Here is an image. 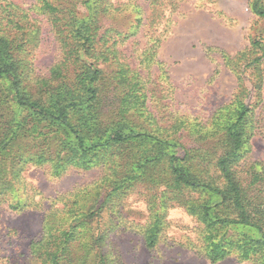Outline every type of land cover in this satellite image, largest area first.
Masks as SVG:
<instances>
[{"label": "trees", "instance_id": "obj_1", "mask_svg": "<svg viewBox=\"0 0 264 264\" xmlns=\"http://www.w3.org/2000/svg\"><path fill=\"white\" fill-rule=\"evenodd\" d=\"M146 1L148 12L136 0H35L30 7L0 0V208H42L40 192L23 177L30 166L54 177L70 168L103 172L53 201L26 264H122L112 234L132 226L153 250L177 207L198 224L184 245L212 264L232 255L264 264V168L241 165L258 101L247 103L241 74L264 64V40L254 42L260 53L238 77L234 99L208 121L168 112V105L159 111L139 70L152 68L170 31L157 36V21L170 19L184 0ZM249 7L264 18V0ZM44 27L60 59L39 76L34 61ZM140 33L149 40L134 68L125 47ZM138 188L149 211L142 225L121 208Z\"/></svg>", "mask_w": 264, "mask_h": 264}, {"label": "rangeland", "instance_id": "obj_2", "mask_svg": "<svg viewBox=\"0 0 264 264\" xmlns=\"http://www.w3.org/2000/svg\"><path fill=\"white\" fill-rule=\"evenodd\" d=\"M12 1L26 7L35 3V0ZM135 3L148 12L146 0ZM170 19L157 21V36L169 27L170 31L156 52L152 68L139 71L149 83L151 101H161L159 111H165L163 105H168V112L205 123L218 108L234 99L239 87L238 77L260 53L254 42L264 40V18L252 13L249 0H184ZM43 32L34 61L39 76H47L60 59L49 27H44ZM142 34L137 42L134 38L125 47L126 59L134 68L139 67L138 49L145 47L149 40ZM241 75L250 90L247 103L258 100L255 106L252 104L257 128L246 145L247 155L241 165L245 169L253 166L260 170L264 168V64ZM102 173L99 168H70L62 176L54 177L47 167H28L23 177L40 192L43 205L40 210L23 212L12 211L7 205L0 208V264H26L30 243L41 237L44 214L53 201L97 182ZM122 202V210L134 225H142L147 220L149 211L143 188H138ZM166 220L169 226L165 237L153 250L145 246L143 235L130 224L129 230L121 228L112 234L111 240L122 264H212L196 249L184 245L187 238L195 239L198 233L193 216L177 207L169 210ZM215 264L253 263L232 255Z\"/></svg>", "mask_w": 264, "mask_h": 264}]
</instances>
